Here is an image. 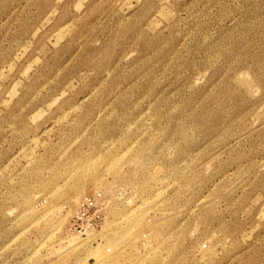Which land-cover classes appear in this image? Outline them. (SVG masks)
Wrapping results in <instances>:
<instances>
[{"label":"rangeland","instance_id":"rangeland-1","mask_svg":"<svg viewBox=\"0 0 264 264\" xmlns=\"http://www.w3.org/2000/svg\"><path fill=\"white\" fill-rule=\"evenodd\" d=\"M0 264H264V0H0Z\"/></svg>","mask_w":264,"mask_h":264},{"label":"built area","instance_id":"built-area-1","mask_svg":"<svg viewBox=\"0 0 264 264\" xmlns=\"http://www.w3.org/2000/svg\"><path fill=\"white\" fill-rule=\"evenodd\" d=\"M127 195L128 192L121 191L112 199L100 190L95 191L94 194L87 197L73 213L67 224L66 232L79 239H86L90 235L98 233L111 221V205L115 202L125 206L129 202ZM146 236V233H142L141 235V245L143 249L148 246V239ZM100 240V237H96L91 244H96L97 241Z\"/></svg>","mask_w":264,"mask_h":264}]
</instances>
